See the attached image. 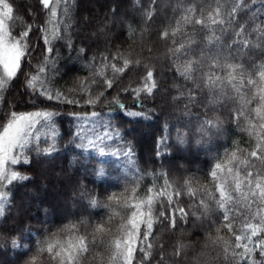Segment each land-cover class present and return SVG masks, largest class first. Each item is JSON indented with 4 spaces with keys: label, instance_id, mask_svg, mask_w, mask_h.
Here are the masks:
<instances>
[{
    "label": "snow or ice",
    "instance_id": "1",
    "mask_svg": "<svg viewBox=\"0 0 264 264\" xmlns=\"http://www.w3.org/2000/svg\"><path fill=\"white\" fill-rule=\"evenodd\" d=\"M70 2L38 0L46 19L37 24L30 22V15L15 14L9 0H0V92L24 76L26 92L30 89L50 102L43 110L18 112L13 107L0 115V189H4L0 191V217L5 213L8 190L16 182L30 179L18 166L30 165L33 156L48 157L55 151L54 142H42V137L54 141L58 135L52 127L57 112L49 108L54 104L95 108L107 100L109 109L116 105L127 116L147 118L143 111H130L121 102V95L130 96L135 106L142 108L143 100L154 98L160 88L154 64L143 54L133 58L122 49H109L107 54L89 58L90 47L83 46L79 55L89 61L85 66L90 76L67 92L54 82L50 84L48 71L55 63L54 41H66V47L75 50ZM157 3L158 0H150L151 6L144 9L146 22L153 21ZM250 3L254 5L256 0H205L206 7L189 0L180 19L158 31L159 39L168 46V70L175 89L173 101L187 100L195 106L205 94L208 96V104L202 105L206 109L205 119L196 130L199 135L221 133L223 111L227 110L228 120L248 137V146L237 143L222 156L217 155L204 182L195 175L184 176L181 182L179 177L173 179L162 173L158 177L162 183L147 184L141 191L138 176L134 185L129 182L123 190L109 194L103 204L109 209V222L120 216L115 233L108 224L97 222L93 226L87 219L66 225L51 237L37 239L35 249L28 248L23 253L27 256L24 264H153L157 225L174 232L181 223L188 224L190 218L207 226L204 247L218 249V256L227 264H264V21L259 25L245 21ZM140 7L143 9V4ZM108 31L100 25L93 35H106ZM129 31L134 37L137 29L129 25ZM201 32L203 36L199 35ZM36 33L43 45H36L41 60L29 75L23 68L37 54L31 41ZM151 51L148 49L149 54ZM132 73L139 79L121 86ZM113 91L117 95L108 99ZM0 103L6 105L4 96H0ZM72 115L81 120L89 118ZM98 115L92 111L90 118ZM43 128L51 129V134L44 133ZM77 136L87 139V146L105 155V141L119 137L120 133L104 131L94 138L80 133ZM190 136L187 130L183 134L178 132L177 141L183 144ZM110 154L116 156L119 152ZM122 154L131 157L132 149L129 147ZM185 196L187 204L183 203ZM88 200L93 208L102 206L93 196ZM118 208L126 212L120 214ZM81 225L86 226L83 232ZM61 233L70 238L61 241ZM12 246L20 247L16 240H12ZM160 247L156 264H163L165 259L163 244ZM185 247L182 241L178 242L174 254L180 256Z\"/></svg>",
    "mask_w": 264,
    "mask_h": 264
},
{
    "label": "rangeland",
    "instance_id": "2",
    "mask_svg": "<svg viewBox=\"0 0 264 264\" xmlns=\"http://www.w3.org/2000/svg\"><path fill=\"white\" fill-rule=\"evenodd\" d=\"M12 1L9 0L10 3ZM21 1L24 4L23 6L14 7L15 14L25 17L30 15V22L35 21L37 24L46 19L38 5V0ZM141 4H143V9L140 7ZM150 6V0H71L70 15L72 17V23L74 24V27L71 29V36L75 50H69L66 47V41H54L55 63L48 71L50 84L54 82L57 88L67 92L68 89L75 87L80 80L90 76L89 69L85 66L89 61L79 55L81 46L85 48L90 47V51L88 52L89 58L94 55L99 57L101 53L107 54L109 49L113 52L117 49H122L127 53H131L133 58L143 54L146 59H150L154 64L160 88L154 98H145L143 100L142 108L150 110L151 103H168L172 101L174 95V88L172 87L173 77L168 70L169 57L165 52L161 51L165 42L159 39L158 31L171 23L170 20L175 13L174 8H176L177 3L175 0H158L153 21L146 22L144 20V9ZM254 6L264 12V0H256ZM113 12L115 13L114 15ZM38 13L39 17L37 18ZM261 18L262 20L258 22L252 16L251 18H245V21L259 25L264 21V13H262ZM146 23L147 27H145ZM100 25L106 26L110 31L106 35L103 33L93 35ZM129 25L137 29L134 37L129 31ZM36 34L34 36L32 35L31 41L34 40ZM141 34H143V38ZM39 46L43 47L42 43L39 42ZM148 49H152L150 54L148 53ZM34 51L37 54L32 58L30 74L35 70L36 65L41 60L39 48L36 47ZM259 62L257 61V63ZM98 63L97 61V65ZM109 75H111L110 72ZM137 79L139 77L132 73L128 79L124 80L121 86H125L129 81H135ZM116 95L117 92L113 91L108 99ZM35 96L47 104L50 103L43 97ZM121 102L124 104L126 102L134 104L130 96L125 97L124 95H121ZM54 105L65 108H88L91 109L90 113L95 111V109L102 108V110L96 111L99 115L95 118H90V113L79 115L89 117L88 119L82 120L74 118L73 115H63V117L58 115L54 116L52 127L58 135L55 136L54 141L48 139L47 136L42 137V142L45 140L49 144L54 142L55 151L48 157L33 156L32 163L30 164L36 165L40 162L48 163L62 175V177L59 175L54 177L53 186L56 192H62L63 195H66L61 210V214L65 215L66 224H77L75 219L78 217L79 220L82 217L83 212L81 211L91 207L89 201L86 202V197L75 192V190L68 189L67 192L64 191L65 183H68V179L63 177V173L66 171L75 172L82 181L93 188L96 187L105 192L112 193L123 190L129 182H132L134 185L138 176L141 177V191L146 188L147 184L153 182L162 183V179H158V177L164 168L162 161L166 156V144L171 134L167 124H160L154 117L147 114V118L145 115L138 117L127 116L116 105H112L111 109H109L107 100L101 104H97L95 108L84 105ZM33 107H30L26 111L42 110ZM194 118L197 117H191L190 122L196 131L202 120ZM127 130L128 132L133 130L140 136L145 132L150 134L151 144L155 151V154L149 160L151 161L150 164L148 162L146 164L141 162L138 142L132 136L126 134ZM42 131L46 134H51V129L49 128H43ZM104 131H118L120 133L119 137H113L112 140L105 141V155H100L97 149L87 146V139H81L80 136H77V133H80L83 137L94 138L96 133H102ZM197 134L199 135L198 132ZM244 140L245 147H247L248 137L246 135L244 136ZM80 144H84L86 147H79L78 145ZM129 147L132 149L131 157L124 156L122 153L127 151ZM112 152H119V154L113 156L110 154ZM17 183L23 184L25 182L20 181ZM131 186L129 185V187ZM3 190L0 189V191ZM7 195L8 202L5 205V213L3 217H0V264H24L27 256L23 255V253L29 248L25 242L27 232L15 222L16 220L14 219L8 192ZM117 211L124 213L126 209L118 208ZM196 226L198 228L197 233L185 241L184 244L186 247L180 256L174 254L176 246L171 248L163 246V255L165 257L163 264H187L194 246L197 242L204 241V233L207 226H201L198 223H196ZM12 240H16L20 247L14 248L12 246ZM153 243L155 245L154 256L156 258L153 264H156V260H159L161 255V247L156 242L153 241Z\"/></svg>",
    "mask_w": 264,
    "mask_h": 264
},
{
    "label": "trees",
    "instance_id": "3",
    "mask_svg": "<svg viewBox=\"0 0 264 264\" xmlns=\"http://www.w3.org/2000/svg\"><path fill=\"white\" fill-rule=\"evenodd\" d=\"M177 3L176 8H174L175 13L172 15L170 20L171 24L180 19L181 12L184 6L189 3V0H175ZM197 6L206 7L205 0H191ZM13 7L23 6L24 2L21 0H13L11 2ZM250 10L247 11V17L254 16L256 21L262 20L261 9H258L253 4L250 3ZM172 14V13H171ZM188 31H191L189 27ZM203 32L199 35L203 36ZM34 36V35H33ZM38 34L35 35L32 44L34 50L36 45L39 44ZM167 44H164L161 51L167 52ZM33 58V57H32ZM32 58L30 61L25 63L23 71L26 74H30L32 69ZM169 59V58H168ZM24 76H20L17 80L13 81L12 84L6 87V89L1 92L0 96L6 98V105L0 103V115L7 113L11 108L15 107L16 111L24 112L30 107L45 109L47 104L45 101H41L39 97H36L31 90L27 92L24 87ZM182 85L184 81H179ZM175 95V89L173 90ZM38 98V99H37ZM208 104V96L204 95V98L199 104L195 106L189 104L187 100L170 101L168 103L155 102L150 104V110L137 107L135 103L126 102L125 105L129 110L140 111L142 110L145 114L154 117L156 121L160 124H167L170 128V138L167 140L166 144V156L162 163L164 168L161 170L162 173L169 174L173 179L184 176L195 175L201 182H204V177L206 176L209 168L215 162L217 155H223L226 150H231L234 146L239 143L241 147H245V134L241 133L235 126L228 120V111H223L224 128L221 133H213L211 135L205 134L201 137L197 134L194 127L191 125L190 118L197 117L194 119L202 120L205 119L204 113L206 111L205 107L202 105ZM48 110H55L58 116H69L73 113L77 115L88 114L91 109L88 108H76V107H60L54 105ZM102 110L95 109V111ZM191 132V136L187 138V141L183 144L178 143L177 133H185V131ZM128 136H132L137 140L139 145V151L141 157V162L146 164L151 163L150 158L155 154L154 148L151 144V137L148 132H145L141 136L136 134L135 131H126ZM150 140V141H149ZM19 170L30 177L25 183H15L14 186L8 190L10 205L13 210L14 219L17 225L24 229L27 233L26 243L29 248L35 249V244L37 239L43 240L51 237L53 233H57L60 229L64 228L66 225L65 215L61 214L63 207V200H65L66 195L62 192H56L53 186V179L55 176L60 175L56 169L45 162H40L36 165L18 166ZM63 177L68 179V183H65L64 191L75 190V192L80 193V195L86 197L85 200L88 202L89 196L97 198L101 202V207L89 209H83L82 217L78 220L75 219L77 224L80 221L87 219L93 226L97 222H103L108 224L112 228L113 233L116 231V227L119 224L120 216L117 215L109 222V209L103 207V204L107 203V196L112 192H105L99 188H93L87 185L81 180L79 175L73 171H66L63 173ZM183 203H188V198L185 196ZM26 205V206H25ZM121 212V211H120ZM123 214V213H120ZM67 217V216H66ZM86 230L85 225H81L80 231ZM196 223L190 221L188 224L181 223L176 231L172 230H162L160 226L157 225L156 238L154 242L158 245L163 244L165 247H175L178 242H183L197 233ZM70 238L68 234L61 233L58 239L61 241ZM99 238V237H98ZM225 238L228 239V234L225 232ZM104 239H108L107 236ZM218 249L213 247H204V241H199L194 246L191 254L188 258L187 264H227L222 256H218Z\"/></svg>",
    "mask_w": 264,
    "mask_h": 264
}]
</instances>
